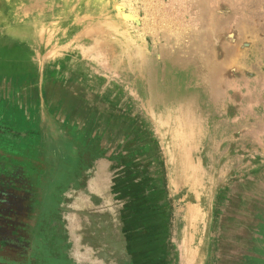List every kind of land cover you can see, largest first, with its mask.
Wrapping results in <instances>:
<instances>
[{"label": "rangeland", "instance_id": "1", "mask_svg": "<svg viewBox=\"0 0 264 264\" xmlns=\"http://www.w3.org/2000/svg\"><path fill=\"white\" fill-rule=\"evenodd\" d=\"M199 32L212 35L227 59L201 87L207 95L220 88L224 100H201L190 132L203 177L194 198L188 182L180 192L171 184L175 113L148 108L137 63L160 62L163 49L178 50ZM0 126L28 131L5 139L16 147L0 149V227L15 236L2 241L0 264H85L62 200L80 153L71 139L83 145L79 137L92 131L109 143L111 135L133 136L146 147L166 189L169 264H216L224 205L228 212L264 194V0H0ZM188 204L200 210L197 227L186 220Z\"/></svg>", "mask_w": 264, "mask_h": 264}, {"label": "flooded vegetation", "instance_id": "2", "mask_svg": "<svg viewBox=\"0 0 264 264\" xmlns=\"http://www.w3.org/2000/svg\"><path fill=\"white\" fill-rule=\"evenodd\" d=\"M18 128L0 126V149L16 147V143L8 144L11 136L28 137L27 130L19 133ZM105 135L98 131L85 133L79 137L83 145L75 137L71 139V145L79 146L80 153L71 160L77 171L63 181L65 225H83L87 218L89 223H96L105 242L111 243L113 256L129 253L116 264H169V209L162 179L155 175L147 149L137 138L111 135L109 143ZM29 145L25 141L24 146ZM97 179L104 182L100 193L87 194L89 185ZM107 202L116 213L111 217L115 228L109 216L102 214L103 208L108 209ZM222 209L216 264H264V194L247 195L235 212H227V204Z\"/></svg>", "mask_w": 264, "mask_h": 264}, {"label": "bare ground", "instance_id": "3", "mask_svg": "<svg viewBox=\"0 0 264 264\" xmlns=\"http://www.w3.org/2000/svg\"><path fill=\"white\" fill-rule=\"evenodd\" d=\"M179 48L180 49L178 50L174 49L171 51L159 49V51L162 50L161 52H164L162 53L160 62H155L152 58L145 56L142 57V61L138 62L137 64H139L138 66L139 70L141 71L140 73L142 74V76H144L143 80L141 79V81L146 86L145 90L148 93V108L153 109L164 106V114L169 113V111H173L175 113V115H173L174 118H170L173 119V128H175L174 133L177 134L176 136H174V138H177L179 136L180 139L175 141L177 144L173 143L175 148L172 144H170V156L172 160V171L170 177L171 184L175 187L176 190H178V192H180L179 190L181 189L183 183L188 182L189 187H192V191L190 193L194 196V198H196V195L198 194L193 192V188L197 186V184H200V181L203 177H201L200 175L199 166L195 160V145H192L193 140H191L190 138V132H194L195 134V129L197 126H199V120L202 115H200L199 113V111L201 112L199 106L201 100L205 99L206 96H210L213 103H222V101L224 100L222 96L223 93L221 92L220 88L211 87V94L208 95L207 93H202V88L207 85L205 82L210 83L218 75H220V73H218L216 69L221 67V65H219L218 63H220L221 61H226L227 50H225L223 46H219V44L216 43V39H214L212 35L205 37L204 35L200 34V32L194 33V35L192 34L190 44H187L185 46L181 45L179 46ZM132 54L133 52L131 53V55ZM133 55H135V53ZM130 67H132V65ZM203 84L206 85L202 86ZM162 124L165 125V121H163ZM171 132L172 131H170V133ZM167 133L168 132H166V135ZM181 173L185 174L187 176V179H184L182 177L183 174L181 175ZM103 184L104 182L101 181V185ZM106 205L108 209L103 208L102 214L103 216H109V222H111V224H113V227L115 228V224L112 222L111 217L113 216L114 218V216H116V213H113L110 206H108V202L106 203ZM200 214L201 213L197 205L188 204L185 217L189 224L192 223L194 227H197L196 223L199 222V219L201 217ZM105 220L106 219H104V222ZM107 224L108 223H104V225ZM193 235L194 234L189 235L188 233L186 236L187 254L185 261H188L189 263L193 261L192 257L194 255V251L190 245L191 241L189 240L190 237H194ZM191 240L195 241L194 238Z\"/></svg>", "mask_w": 264, "mask_h": 264}, {"label": "water", "instance_id": "4", "mask_svg": "<svg viewBox=\"0 0 264 264\" xmlns=\"http://www.w3.org/2000/svg\"><path fill=\"white\" fill-rule=\"evenodd\" d=\"M101 181L103 182V179H97L94 183H91L86 193L99 194V189L102 186ZM75 210H78V205L75 206ZM87 219L83 225L72 223L69 228L74 252L82 259L81 262L85 264H116V260L129 254L126 251V253L115 254L113 256L110 250L111 243L105 242L97 224L89 223Z\"/></svg>", "mask_w": 264, "mask_h": 264}, {"label": "trees", "instance_id": "5", "mask_svg": "<svg viewBox=\"0 0 264 264\" xmlns=\"http://www.w3.org/2000/svg\"><path fill=\"white\" fill-rule=\"evenodd\" d=\"M3 232H6V235H4ZM7 232H8V233H7ZM13 235H14V234H13L12 232L6 231V230H4V229H2V228L0 227V245L3 244V242H4L5 240H7V239H6L7 237H9V238H8V241H10V238H14L15 236L13 237ZM3 240H4V241H3ZM2 241H3V242H2Z\"/></svg>", "mask_w": 264, "mask_h": 264}]
</instances>
